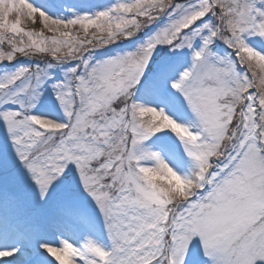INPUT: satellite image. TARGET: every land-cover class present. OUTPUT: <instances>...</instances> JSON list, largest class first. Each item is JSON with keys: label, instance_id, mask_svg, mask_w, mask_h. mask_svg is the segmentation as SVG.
Wrapping results in <instances>:
<instances>
[{"label": "snow or ice", "instance_id": "1", "mask_svg": "<svg viewBox=\"0 0 264 264\" xmlns=\"http://www.w3.org/2000/svg\"><path fill=\"white\" fill-rule=\"evenodd\" d=\"M0 264H264V0H0Z\"/></svg>", "mask_w": 264, "mask_h": 264}, {"label": "rangeland", "instance_id": "2", "mask_svg": "<svg viewBox=\"0 0 264 264\" xmlns=\"http://www.w3.org/2000/svg\"><path fill=\"white\" fill-rule=\"evenodd\" d=\"M93 2H95V3H104V2H107V0H93ZM28 27H30V25ZM37 30H39L38 26H37Z\"/></svg>", "mask_w": 264, "mask_h": 264}]
</instances>
